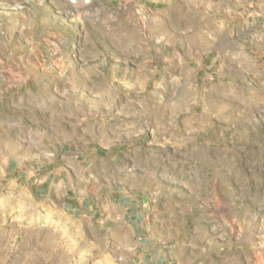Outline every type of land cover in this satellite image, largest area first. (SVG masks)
Returning <instances> with one entry per match:
<instances>
[{"label": "rangeland", "instance_id": "obj_1", "mask_svg": "<svg viewBox=\"0 0 264 264\" xmlns=\"http://www.w3.org/2000/svg\"><path fill=\"white\" fill-rule=\"evenodd\" d=\"M0 264H264V0H0Z\"/></svg>", "mask_w": 264, "mask_h": 264}, {"label": "crops", "instance_id": "obj_2", "mask_svg": "<svg viewBox=\"0 0 264 264\" xmlns=\"http://www.w3.org/2000/svg\"><path fill=\"white\" fill-rule=\"evenodd\" d=\"M48 167L49 165L47 163L41 164L40 162H38L36 164L32 160V158H29V165L25 167H23V165H21V163L13 157L9 158V161L7 162V168L9 169V172L25 182L30 187L31 196L35 198L49 199L51 195H55L58 193L53 189L51 185L53 179L50 175V172H47V175L44 176V178L39 179L38 171H40L42 168L48 170ZM49 168L55 169L53 165H51ZM60 194L61 193L59 192V195ZM68 204L74 205L73 203L71 204V202H69ZM81 206L82 205L80 204L79 208Z\"/></svg>", "mask_w": 264, "mask_h": 264}]
</instances>
